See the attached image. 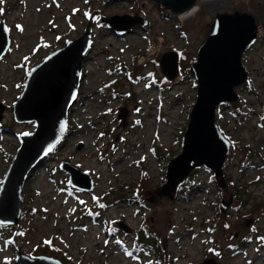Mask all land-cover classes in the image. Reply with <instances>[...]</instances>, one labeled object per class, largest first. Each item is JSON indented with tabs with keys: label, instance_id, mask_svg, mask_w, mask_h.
<instances>
[{
	"label": "rangeland",
	"instance_id": "rangeland-1",
	"mask_svg": "<svg viewBox=\"0 0 264 264\" xmlns=\"http://www.w3.org/2000/svg\"><path fill=\"white\" fill-rule=\"evenodd\" d=\"M196 3L193 17L179 18L156 0H0L12 41L0 60V187L21 135L36 129L16 122L12 110L29 73L86 30L92 34L69 134L27 182L19 223L0 231V264H14L20 253L63 264H151L154 257L129 255L143 228L159 238L167 264H264V0ZM236 12L252 15L260 33L242 58L249 79L234 104L243 110L222 104L216 113L236 155L223 176L203 166L165 193L168 164L183 150L197 99L190 68L216 17ZM124 15L148 24L119 34L103 23ZM171 52L179 54L174 81L160 66ZM63 162L90 174L91 193L70 185ZM118 220L130 233L112 238Z\"/></svg>",
	"mask_w": 264,
	"mask_h": 264
},
{
	"label": "water",
	"instance_id": "water-1",
	"mask_svg": "<svg viewBox=\"0 0 264 264\" xmlns=\"http://www.w3.org/2000/svg\"><path fill=\"white\" fill-rule=\"evenodd\" d=\"M162 6L180 15L195 5V0H156ZM110 28L123 34L132 28L147 26L148 22L129 15L103 19ZM258 40L255 18L246 13L220 14L199 49L197 61L190 71L197 82V99L190 113V122L184 134L183 150L167 167L163 192L174 190L192 170L206 167L223 176L224 165L231 153V143L221 133L217 123V109L222 104L240 101L237 92L249 79L243 64V55ZM11 37L4 21H0V60L11 48ZM92 34L86 30L65 47L50 54L28 75L24 91L13 106L16 122L34 124L35 132L22 134L21 146L3 177L0 187V225L16 226L23 212V192L33 174L44 166L48 155L69 134V115L77 102L84 79L83 64L89 59ZM160 66L168 81L179 77V54L171 52L162 56ZM6 106L0 103V121ZM127 113L121 110L119 119L126 122ZM81 147V146H80ZM51 149V151H49ZM62 170L68 175L74 189L91 193L90 174L63 162ZM225 186V184H224ZM250 223L248 222L247 225ZM120 229L129 234L124 224ZM14 264H63L60 260L39 256L32 258L20 253ZM202 264H216L207 259Z\"/></svg>",
	"mask_w": 264,
	"mask_h": 264
},
{
	"label": "trees",
	"instance_id": "trees-1",
	"mask_svg": "<svg viewBox=\"0 0 264 264\" xmlns=\"http://www.w3.org/2000/svg\"><path fill=\"white\" fill-rule=\"evenodd\" d=\"M191 78H192V76H191ZM195 84L197 85L196 81H195ZM196 88H197V86H196ZM234 105L238 107V111L239 112H241L243 110V108L241 106H239L238 104H234ZM263 120H264V115H263ZM155 155H157V154L155 153ZM233 155L235 156L236 154H235V152L232 151L231 156H230L231 159H232ZM229 160H228V162H229ZM227 164H229V163H227ZM61 165H60V167H61ZM194 172L196 174V171H194ZM193 173H192L191 176L194 175ZM164 179H165V176H164ZM235 191H237L239 193V190L235 189ZM184 192H185V190H184ZM131 201H135V199H132ZM223 211H225V210H222L221 208L218 210V213H217L218 220H224ZM216 224L220 225L219 223H216ZM7 228L8 227L0 226V231H2L4 229H7ZM105 230L107 232L109 231V230H107V228H105ZM18 232H19V230H17L16 233H18ZM223 238H224L223 241L225 242V239H230V236L226 232H223L222 239ZM244 240H250V237H246V238H244ZM151 242H153V243L151 244ZM8 243H10V238L8 239ZM135 244H136V248L144 250V252L147 253V254H151L152 252H156V254L158 255L157 259L154 260L153 262H151V264H167L166 260H165V257H164L165 256L164 247L161 244L159 245L157 239L153 235H151V233H149L146 228H143L138 233V237L135 240ZM154 244L159 245V248L155 249Z\"/></svg>",
	"mask_w": 264,
	"mask_h": 264
},
{
	"label": "flooded vegetation",
	"instance_id": "flooded-vegetation-1",
	"mask_svg": "<svg viewBox=\"0 0 264 264\" xmlns=\"http://www.w3.org/2000/svg\"><path fill=\"white\" fill-rule=\"evenodd\" d=\"M231 151H232V148H231ZM228 184H230L228 181H226V185L228 186ZM231 186V185H230ZM233 187V186H232ZM228 188V187H227ZM136 201V200H135ZM120 222H122V221H120V220H118V221H116V222H114V225H113V227L111 228V231H112V234L110 235L112 238L113 237H118V235H119V233L120 234H122L119 230H121V229H119V223ZM118 226V227H117ZM153 235V234H152ZM122 236L124 237L125 236V234H122ZM246 237H249L248 236V234L246 235ZM245 237V238H246ZM250 240H251V238H250ZM249 240V241H250ZM157 241H158V243H159V245L161 244V241L159 240V238H157ZM121 245V247L122 248H124V244H120ZM159 245H156V244H154V246H155V249H158L159 248ZM131 247V255L130 256H134L135 257V255H143V256H149V257H154V260H156L157 259V254H156V252H152L151 254H147V253H145L144 252V250H141V249H138V248H136V244H135V242L134 243H132V245L130 246ZM39 256H42V255H32V258H36V257H39ZM153 260V261H154ZM152 261V262H153ZM145 264H147V263H145Z\"/></svg>",
	"mask_w": 264,
	"mask_h": 264
},
{
	"label": "bare ground",
	"instance_id": "bare-ground-1",
	"mask_svg": "<svg viewBox=\"0 0 264 264\" xmlns=\"http://www.w3.org/2000/svg\"><path fill=\"white\" fill-rule=\"evenodd\" d=\"M199 9V5L196 3L190 10H188L187 12L185 13H182L179 16L180 17H184V18H191L195 15V13L197 12V10Z\"/></svg>",
	"mask_w": 264,
	"mask_h": 264
},
{
	"label": "built area",
	"instance_id": "built-area-1",
	"mask_svg": "<svg viewBox=\"0 0 264 264\" xmlns=\"http://www.w3.org/2000/svg\"><path fill=\"white\" fill-rule=\"evenodd\" d=\"M259 34H260V33H259V28H258V40H259Z\"/></svg>",
	"mask_w": 264,
	"mask_h": 264
},
{
	"label": "snow or ice",
	"instance_id": "snow-or-ice-1",
	"mask_svg": "<svg viewBox=\"0 0 264 264\" xmlns=\"http://www.w3.org/2000/svg\"><path fill=\"white\" fill-rule=\"evenodd\" d=\"M49 151H51V149H49ZM129 255H131V253H129Z\"/></svg>",
	"mask_w": 264,
	"mask_h": 264
}]
</instances>
